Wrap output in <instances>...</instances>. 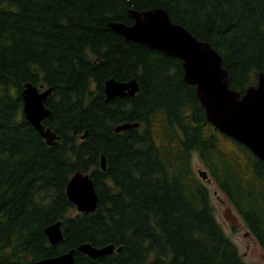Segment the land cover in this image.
I'll list each match as a JSON object with an SVG mask.
<instances>
[{"label": "trees", "instance_id": "1", "mask_svg": "<svg viewBox=\"0 0 264 264\" xmlns=\"http://www.w3.org/2000/svg\"><path fill=\"white\" fill-rule=\"evenodd\" d=\"M156 7L223 55L231 88L257 83L264 0H0V264L87 242L116 250L95 259L78 251L74 264H249L193 172V152L264 247V160L207 120L180 59L109 26ZM110 78H136L140 89L106 101ZM27 82L54 87L43 123L55 145L25 116ZM124 122L140 125L115 131ZM78 170L96 185L94 212L68 197ZM58 221L64 239L52 245L45 229Z\"/></svg>", "mask_w": 264, "mask_h": 264}, {"label": "water", "instance_id": "2", "mask_svg": "<svg viewBox=\"0 0 264 264\" xmlns=\"http://www.w3.org/2000/svg\"><path fill=\"white\" fill-rule=\"evenodd\" d=\"M130 13L134 20L132 24L112 21L109 26L127 41L140 43L180 59L184 80L196 87V95L205 109L207 120L264 160V71L258 73L257 83L249 85L242 93L230 87L223 55L208 41L197 38L184 25L174 22L168 10L163 7L144 11L130 9ZM139 89L136 78L128 81L110 78L105 81L106 101L119 96L133 97ZM53 90V87L27 82L22 93L27 120L49 145H55L59 138L51 127L43 123L52 114L46 102ZM139 125L140 123L124 122L116 126L115 131ZM101 167L103 170L107 168L105 155L101 157ZM199 174L203 180H208L207 171L200 170ZM67 194L79 212H94L97 209L99 195L89 173L76 171L68 182ZM45 233L52 245L59 244L64 239L62 222L49 225ZM121 249L117 248L118 251ZM115 250L114 244L98 247L87 242L68 252L46 257L32 264H74L78 251L95 259Z\"/></svg>", "mask_w": 264, "mask_h": 264}, {"label": "rangeland", "instance_id": "3", "mask_svg": "<svg viewBox=\"0 0 264 264\" xmlns=\"http://www.w3.org/2000/svg\"><path fill=\"white\" fill-rule=\"evenodd\" d=\"M192 170L209 188L211 202L215 208L218 221L226 234L237 245L242 257L249 264H264V247L252 234L238 210L231 202L226 192L218 185L206 163L198 152L192 153ZM200 170L207 171L210 183L203 180Z\"/></svg>", "mask_w": 264, "mask_h": 264}, {"label": "flooded vegetation", "instance_id": "4", "mask_svg": "<svg viewBox=\"0 0 264 264\" xmlns=\"http://www.w3.org/2000/svg\"><path fill=\"white\" fill-rule=\"evenodd\" d=\"M207 167V166H206ZM208 168V167H207ZM209 183H210V178H208V180H207Z\"/></svg>", "mask_w": 264, "mask_h": 264}, {"label": "bare ground", "instance_id": "5", "mask_svg": "<svg viewBox=\"0 0 264 264\" xmlns=\"http://www.w3.org/2000/svg\"><path fill=\"white\" fill-rule=\"evenodd\" d=\"M131 14V13H130ZM228 71V70H227ZM54 88V87H53ZM54 91V90H53Z\"/></svg>", "mask_w": 264, "mask_h": 264}]
</instances>
